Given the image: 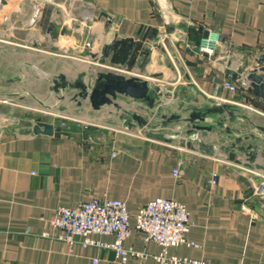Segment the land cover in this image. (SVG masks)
Wrapping results in <instances>:
<instances>
[{"label":"crops","instance_id":"crops-1","mask_svg":"<svg viewBox=\"0 0 264 264\" xmlns=\"http://www.w3.org/2000/svg\"><path fill=\"white\" fill-rule=\"evenodd\" d=\"M39 1L0 5V98L13 101L0 108V123L12 126L10 133L0 131V264H162L156 257L163 248L145 242L135 221L155 199L183 204L194 223L188 243L169 257L264 264L258 193L264 100L249 92L246 80L253 70L264 77V0ZM36 10L39 19H33ZM209 37L219 39L212 56L200 51ZM125 39L135 40L134 49L123 66L115 65L114 52L105 57V50ZM109 67L171 92L156 104L158 133H148V104L126 97H119V107L96 111L70 95L79 124L65 127L59 116L32 114L36 104L66 114L55 98L64 91L56 94L54 81L83 78L93 85ZM239 70L237 80L229 77ZM226 82L238 91L226 89ZM193 113L203 119L189 121ZM172 116L180 119H164ZM37 118L55 125L52 137L23 130ZM93 198L127 203L131 235L124 247L141 257L123 262L112 249L60 240L62 231L51 224L57 209ZM102 240L113 244L115 237Z\"/></svg>","mask_w":264,"mask_h":264},{"label":"built area","instance_id":"built-area-1","mask_svg":"<svg viewBox=\"0 0 264 264\" xmlns=\"http://www.w3.org/2000/svg\"><path fill=\"white\" fill-rule=\"evenodd\" d=\"M218 42V38L214 40L209 37L201 45L200 51L212 56L215 54ZM108 70L124 72L113 67H109ZM224 87L231 92L238 91L237 85L233 82H226ZM61 125L65 127L66 123L62 122ZM174 174L179 176V170H176ZM213 183L216 181L214 180ZM258 193L264 202V185L258 189ZM260 218L264 221V214ZM131 219L132 216L125 201L93 198L80 203L76 208L59 207L51 224L62 231L60 240L67 245L109 248L114 250L123 262H126L129 256H142L124 247V242L131 235ZM135 221L136 229L142 233L145 242H154L163 248V254L156 257L162 264L192 263L177 256H168L170 250L188 243L189 233L194 226L190 213L183 204L171 199H155L140 209L135 216ZM108 236L115 237L113 244H107L102 240ZM94 264L98 262L95 261ZM194 264L197 263L194 262Z\"/></svg>","mask_w":264,"mask_h":264},{"label":"water","instance_id":"water-1","mask_svg":"<svg viewBox=\"0 0 264 264\" xmlns=\"http://www.w3.org/2000/svg\"><path fill=\"white\" fill-rule=\"evenodd\" d=\"M153 32L155 33L156 31L154 30ZM134 43V39L117 41L112 47L105 50V57H109L110 51H113L112 63L123 66L134 49ZM261 72H264V69ZM240 73H242V70H239L237 73H232L229 77L237 80ZM59 79L60 81H54V87L52 89L56 94L61 90L66 91L67 89L76 91L77 93L74 94L73 99L79 105L82 104L79 102V99L88 101L96 111H99L104 106L119 107L117 103L119 97L143 101L153 109L160 97L171 96V92H163L160 88L152 89L150 83L140 77H127L113 71L99 73L93 85L86 84L83 78L78 79L74 83L66 81L64 77H59ZM246 80L249 82V92L264 100V77L259 74V71H251L246 76ZM59 100L65 101L66 97H60ZM133 118L141 124H147V121L140 116L136 115ZM164 119L173 121L180 119V117L172 116L169 119L164 117ZM195 119L203 118L198 113H193L189 121L193 122ZM23 130L36 136L52 137L55 133V125L53 123L43 122L40 118H37L34 124L26 121Z\"/></svg>","mask_w":264,"mask_h":264},{"label":"rangeland","instance_id":"rangeland-1","mask_svg":"<svg viewBox=\"0 0 264 264\" xmlns=\"http://www.w3.org/2000/svg\"><path fill=\"white\" fill-rule=\"evenodd\" d=\"M4 0H0V5H2V2H3ZM11 1H15V2H17V5H20L21 4V6L23 5H29V4H34V5H37V4H39V0H11ZM54 4H56V5H61V2L60 1H55L54 2ZM20 6V7H21ZM18 11H20V8H18ZM40 16H41V12H40V10H36L34 13H33V19H39L40 18ZM80 15H79V13H74L73 14V18L72 19H76V20H80V17H79ZM121 70V69H120ZM108 71H110V70H107L106 72H108ZM117 73H120V74H122V75H125V76H127V77H131L129 74H125L124 72H117ZM68 93V92H67ZM65 91L64 92H62V94H58V96L56 97L55 96V98L57 99V103L58 102H60L59 103V107L60 108H62V109H64L65 111H67L66 112V114H64V113H60V111L58 110V107H55L54 109H46L45 107H42V106H40V105H38V104H36V106H34L33 105V107L32 108H30V107H27V108H30L31 110H32V114L33 115H39V116H46V117H50L49 119H51V117L53 116V117H55V116H59V118L62 120V122H64V123H70V122H72V120L75 122V123H77V124H79V121H77L76 119L78 118V116L79 115H77L76 113H74V112H72V109H73V105H72V107H70V105L71 104H69L70 103V99H67V98H70V95H74L75 93H77L76 91H74L73 92V94H71V93H69V94H67ZM66 97V99L67 100H63V101H59V99H58V97ZM54 98V99H55ZM55 99V100H56ZM167 100V99H169L168 97H160V102L161 101H163V100ZM81 100V99H80ZM119 102V101H118ZM117 102V103H118ZM13 104V101H11L10 99H8V98H5V97H1L0 98V108L1 109H5V107H7L8 105L10 106V105H12ZM90 105V104H89ZM5 106V107H4ZM91 106V105H90ZM156 107H154L153 109H152V114L153 115H151V118H152V120H153V124H152V126L151 127H153V128H150L149 129V131H148V133L150 134V135H154V134H156V133H158L159 131H160V129L158 128L159 127V124H160V114H159V112H158V105H155ZM87 107H89L88 105H87ZM90 108V107H89ZM37 111V112H36ZM45 117V118H46ZM41 119V121H42V118H40ZM22 122V121H21ZM20 124H23V122L22 123H20ZM81 124V123H80ZM155 127H154V126ZM11 129H12V126L10 127L9 125H6L5 124V126H4V124H3V122H2V124L0 123V131L2 132V133H10L11 132ZM165 133V132H164ZM167 133V132H166ZM162 135H164L163 133H162Z\"/></svg>","mask_w":264,"mask_h":264}]
</instances>
